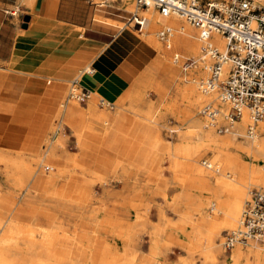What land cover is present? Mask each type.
Listing matches in <instances>:
<instances>
[{
  "label": "rangeland",
  "instance_id": "374dc122",
  "mask_svg": "<svg viewBox=\"0 0 264 264\" xmlns=\"http://www.w3.org/2000/svg\"><path fill=\"white\" fill-rule=\"evenodd\" d=\"M83 1L87 2V0ZM94 1L97 4H93L92 6L96 11L106 12L110 15L127 14L128 16H131L136 8L135 0H123L124 5L132 7L133 10L131 11L120 7L119 0ZM39 2L40 0L33 4L32 0H16L13 5L7 7L12 11H17L13 16L14 21L18 23L21 18L23 19V14L29 13L27 10L38 15L39 9L41 8ZM59 2L60 0H57L55 7H53L55 9V14ZM102 2L104 4L101 5ZM62 3L66 10V18L68 19L70 12L77 9L75 0H62ZM256 5L258 11L264 13V6L259 0H256ZM151 8L153 13L159 14L157 9L153 7ZM140 13H144L143 9H140ZM130 22L131 20L126 24L125 28L117 35L113 42L105 47L98 48L100 52L99 54H94L92 61L95 66L100 65L103 79L105 78V81L108 80L114 84V86L110 88H112L111 93L115 98L118 100L125 98V100L122 105L113 104V106L109 103H102L99 99L97 100V106L99 110L111 112L122 108V111L125 114L126 125H128L132 119H143V112L151 106V113L154 112L157 116L154 120L148 121L154 126V133H156L158 140L162 142L161 146L163 147H160L156 151L159 154V158L154 161L152 166H145L141 164L142 162L140 161L135 164L132 160L123 157H121V159L119 157L116 158L121 160V163L118 165L116 172H111V174L108 175L109 180L107 184L110 188L106 195V202H102L100 199L104 192V186L99 180L95 179L93 183L91 182L88 185L89 196L76 201V204L81 202L78 205L80 208H83L81 210L86 209L101 212V215L105 220L101 229L98 228V230H95L96 225L92 223L87 224V229L92 234H99L100 237L105 235L111 242L116 241V237L111 233L112 230L119 228L126 229L134 224L137 219L139 221V224L137 225L139 235L138 246L140 248L139 257H141L139 260L141 262L143 261L142 256L148 254L151 250L149 240L153 237L152 231L154 227L161 223L162 218L158 206L160 205L164 219V222L162 220V223L165 227L161 239H164L165 236H169L170 232L173 231V227L188 228V233L190 234V240L185 244L181 242L172 243L161 240L160 244L157 246V251L160 250L162 245H166L168 248L166 254L160 256V258L165 259L164 264H192V262L194 264L206 263L205 256L201 252V249L205 246L204 240L190 244L191 228L188 224L183 225L179 221L181 214L187 209V207L199 204L195 203V197H191L188 194L190 191H194L198 185L191 186L187 183L184 188L188 195H186V199L182 203L184 205H178L179 203L175 201V196L180 192L181 188L183 189V187L178 183L164 180L165 177H172L174 175L170 168L171 159L167 155L168 151L176 153L180 163L184 165L193 163L195 167L209 168L212 171L219 172L220 176H223L226 180L232 183L233 188L230 189L232 192L230 196L231 198H233L238 191L235 187L238 185L239 187L247 185V196L244 201L243 215L248 200L252 198L253 192L261 189L259 185L253 184L252 178L253 162L257 161H254L252 154L247 151V137L244 133H239L237 131H246L245 126L239 122L236 123V125L240 126V128L236 126V129H233L234 132L231 130L229 132L219 133L215 127L218 145L210 143L211 141H209L202 133H199L197 127L198 124L196 122L198 119H203L204 121L206 119L202 114L203 104L205 102H212L218 107L219 101H216L214 97L204 98L194 94H186L189 88H194L197 92L201 93L202 90L198 86L199 80L205 79L208 75L207 70L201 69L199 65L197 66L196 62L192 67L184 69L183 63L187 58L195 60L193 59V54L183 49H176L175 51L178 50L182 54V59L179 62L174 59V51L170 52L169 55L164 51L168 59L166 57L164 58L163 53H160L154 48L148 47L142 41L143 37H145L144 30L139 29L136 22ZM183 22L187 23L194 29L196 35L195 39L199 41L197 28L184 17ZM121 36H124L125 40L118 46L119 48L116 49L114 48V44ZM157 37L160 39L159 36ZM165 45L166 44L163 42L164 48H166ZM163 59L167 60L169 64L164 63ZM89 61L90 60L87 62L89 63ZM87 62L79 65L72 75L66 76L65 80H63V78L55 79L56 81H60L59 83L62 86L61 95L57 96L58 101H56V103L46 102L45 109L46 114L48 115L46 122L41 123L36 119L28 132H22L19 135L16 134L15 136H12L9 132L11 128L7 117H5V115L0 117V148H7L12 152H24L29 160L36 162L40 161L42 158L41 154L44 151V148L49 143L55 142L59 145L57 149L59 153H64L67 156L69 155V161H71L69 163L71 167L74 166V163L80 164L82 162L91 164L103 159H108L109 154L107 151L100 149L103 136H105L107 132L104 126L102 124H98L95 127L86 126L84 128L85 132L80 141L78 139L76 128L71 124L72 122L75 123L78 118H71L69 121L65 113L61 111V104L67 100L76 102L83 111H87L94 92L99 91V89L106 86V84H104L105 81L103 86H101L100 83L91 80L89 78V74L91 73H88L87 77L81 80V83L89 87L92 92V97L83 101L70 97L69 93L72 87L71 79L76 73H78L79 68L83 67ZM64 63L65 61H63V64ZM8 66L9 65L6 61L0 59V96L2 95V91L10 86L8 84L9 79L7 78V75H9L10 72V70H7ZM9 69L15 70L16 68L10 66ZM17 75L21 77L25 74L18 73ZM49 79L52 80V78ZM53 84L55 83L52 81L49 86L52 87ZM179 84H181L182 88L181 91L177 92V86ZM105 88L107 89V87ZM49 95L52 96V94ZM111 101L114 102L113 100ZM169 104H173V108L169 107ZM35 105V109H37L36 107L39 105V102H36ZM89 119L91 121V118ZM157 119L159 124L156 123ZM194 120L197 121L195 122ZM192 124L194 127H192ZM255 124H257V122ZM258 125L259 127H256L258 134L260 137L264 136V129L260 126L261 122L260 124L258 122ZM187 130H190V133ZM190 134H192V136H189ZM229 141H233V145L228 146ZM215 155L218 156L220 160L219 163L214 159ZM204 159H208L211 162V166L203 164ZM60 161L65 164L63 157ZM235 163L236 166H234ZM225 166L228 168H225ZM238 170H240V174L238 173ZM160 171L164 173L165 177L161 176ZM105 173L107 174V172ZM77 174L81 177L83 176L79 171ZM118 175L122 176L121 179L118 178ZM84 177L85 176L82 178ZM95 177L96 176H93V179ZM130 181L135 185L134 190H129L126 187L127 183ZM208 181L210 189L202 191L199 196H197V199H200L198 202L207 203L213 198L211 188L216 183V177L211 176ZM112 191H118L120 192V195L114 197L111 194ZM46 194L50 195L52 192ZM230 197L223 196L220 200L225 201V198L230 199ZM26 207L28 209L38 208L39 203L30 202ZM194 211L196 220L200 219V210L195 209ZM208 227L211 228L213 225H208ZM227 230L230 229H224L222 231L221 238L219 239L221 244L223 243L224 235ZM95 242L96 240H93V244ZM127 243H129L128 237ZM241 244L245 246L244 242H241ZM261 246H264V243H261ZM227 251V253L230 254L232 250L227 249ZM172 255H175L177 259L174 260L171 257ZM249 255L250 252L247 251L245 258H249ZM185 257L186 261L188 259L187 263L184 262ZM179 258L181 259L178 262ZM157 259L159 258L157 257ZM222 259L223 255L218 254V264L221 263ZM89 264L100 263L93 260Z\"/></svg>",
  "mask_w": 264,
  "mask_h": 264
},
{
  "label": "bare ground",
  "instance_id": "6f19581e",
  "mask_svg": "<svg viewBox=\"0 0 264 264\" xmlns=\"http://www.w3.org/2000/svg\"><path fill=\"white\" fill-rule=\"evenodd\" d=\"M259 2L264 6V0H259ZM143 11L149 17V20L141 30H144L145 38L153 46L165 51L168 55L172 51L180 53L178 50L175 51L176 49L191 52L197 66L199 65L201 69H205V64L201 59L200 40L195 39L194 29L183 22V17L176 14L164 16L159 10V14H155L151 7L144 8ZM135 21L133 19L131 23ZM164 25H171L175 30L171 46L167 47L165 45L166 48L157 37L159 36V28ZM211 35L214 42L221 49L226 48L227 38L225 36L218 32H212ZM89 68L90 65L87 64L80 75ZM181 88V84H179L177 92L181 91ZM186 94H194L204 98L214 97L216 101H219L218 108L222 113H227L229 110V105L222 99L221 93L216 90L209 92H203L202 90L200 93L194 88H189ZM92 99L96 102L100 99L102 103L117 104L106 99L101 92H94ZM61 106V111L65 113L69 121L71 118H78L75 123L71 121V124L76 128L80 141L86 126L95 127L102 124L107 131V135L110 128L119 123L123 117L122 108L113 111L111 119L101 120L89 110L83 111L76 102L67 100ZM169 107L173 108V104H169ZM143 114V119H137L142 121L144 128L153 126L148 120H154L157 115L154 112H143ZM89 118H91V121ZM263 119L264 117L258 121L259 124L261 122L262 129H264ZM238 122L245 126L246 131H237L244 133L247 137V151L252 154L254 161H257L253 162V184L259 185L261 187L259 190H264V136L260 137L256 130L259 127L258 122L255 124L256 126L254 125L253 132L249 131L251 121L248 111H244ZM156 123L159 124L158 119ZM196 123L198 124L196 125L199 133H202L211 141L210 143L216 145L218 138L215 127L206 119L205 121L198 119ZM238 127L240 128V126ZM106 135L103 137L105 138ZM189 136H192V134ZM233 143V141H229L228 146L233 145ZM58 146V143H49L44 148L40 161L36 162L29 160L24 152H12L7 148H0V264H89L93 260L100 264H136L141 258L139 257L140 248L138 246L139 235L137 230L139 221L136 219L135 223L126 229L112 230L111 233L116 237V241L111 242L105 235L100 237L99 234H92L87 229V224L90 223L96 225L95 230L101 229L105 221L101 212L81 210L83 208L78 206L81 202L76 204V201L89 196L88 185L91 182L93 183L95 179L99 180L104 186V192L102 191L103 194L100 199L102 202H106V195L110 188L107 184L108 175L117 171L121 160L116 159L110 165L108 171H105L106 165H103L102 161L97 167L93 163L82 162L80 164L74 163V166L71 167L69 155L59 153L57 151ZM167 155L171 159L170 168L174 175L166 178L161 171L160 174L165 177H163L164 180L178 183L183 187L180 194L175 197V201L179 203L178 205H181L185 201L186 195L189 194V196L195 197V203H199L187 207L181 214L179 221L183 225L188 224L191 228L190 244L204 240L205 246L201 249V252L205 256L206 263L202 264H218V254L223 255L220 264H264V246H261L262 242L250 239L244 242L245 246L241 242H237L231 248L232 251L229 254L227 248L219 240L224 229L235 230L240 226L243 218L244 201L247 196V185L235 187L238 191L231 198L232 183L220 176L219 172L212 171L209 168L195 167L193 163L184 165L180 163L178 155L173 151H168ZM62 157L65 164L60 161ZM118 157L121 159L122 156ZM214 157L219 163L218 156L215 155ZM133 163L136 164V162ZM234 166H236V163ZM225 168L228 167L225 166ZM78 171L85 177L82 178L83 176L78 175ZM238 173L240 174V170H238ZM93 176L96 177L93 179ZM211 176L216 177V183L211 188L213 198L207 203L198 202L200 199H197V196L202 191L210 189L208 180ZM121 177V175H118V178L121 179ZM187 183L191 186H198L194 191L187 194L184 188ZM126 187L129 190L135 189V185L131 181L127 183ZM50 192L52 194H46ZM111 194L115 197L120 195V192L112 191ZM223 196H229L230 199L225 198V201H221L220 198ZM30 202H38L39 207L28 209L26 206ZM158 206L162 218L161 223L156 225L152 231L151 250L148 254L142 256L143 264L165 263V259L160 258V256L166 254L167 246L162 245L160 250L157 251V246L160 244L161 236L165 231L162 223V220L164 222L162 208L160 205ZM195 209L201 212V218L198 220L195 217ZM208 225H213V227L209 228ZM127 237L129 243H127ZM93 240H96L94 244ZM247 251L250 252L249 258H245ZM184 262L187 263L188 259ZM192 264L194 263L192 262Z\"/></svg>",
  "mask_w": 264,
  "mask_h": 264
},
{
  "label": "crops",
  "instance_id": "0c3cea01",
  "mask_svg": "<svg viewBox=\"0 0 264 264\" xmlns=\"http://www.w3.org/2000/svg\"><path fill=\"white\" fill-rule=\"evenodd\" d=\"M37 1L32 0L33 4ZM15 2L16 0H0V59L8 63L7 70H10L7 75L10 86L3 90L0 96V117L4 115L7 117L11 128L9 132L12 136L28 132L36 119L41 123L46 122L48 117L45 109L46 102L56 103L57 96L61 95L62 86L60 81L55 79L63 78L65 80L66 76L72 75L79 65L88 60H90L89 63L87 62L79 68L78 73L71 81L76 80L81 87L89 89L88 86L81 83V80L91 73L89 78L103 86L106 79H103L100 65L95 66L92 62L93 56L99 54L98 48L113 42L130 19L127 14L110 15L106 12H98L93 8V4L83 0H75L77 9L71 11L67 19L62 0L58 3L56 14L53 7L57 0H40L39 14L35 15L27 10L30 20L27 27H23L24 20L21 18L18 23L15 22L13 16L15 13L7 7ZM119 6L129 11L133 10L132 7L124 5L123 0H119ZM24 15L26 14H23V17ZM124 40V36L119 37L114 48H119L118 46ZM142 41L148 47L163 53V57L167 58L163 50L153 46L145 37ZM63 61H65L64 64ZM163 62L169 64L167 60L163 59ZM87 64L90 65V68L80 75ZM10 66L16 69H9ZM18 73L25 75L19 77ZM52 81L55 84L50 87L49 84ZM104 84L107 89L104 87L95 92H101L106 99L122 105L125 98L118 100L111 93L112 88L110 87H113L114 84L108 80ZM36 102H39L37 109H35ZM87 109L101 120H109L112 117L111 111L99 110L97 102L93 99ZM151 110L150 106L144 112L151 113ZM154 131L153 126L144 128L142 121L137 118L132 119L126 125L123 113L119 123L113 125L106 137H103L100 149L107 151L110 158L101 160L103 165H106L105 171L111 167L110 165L117 156L136 163L140 161L145 166H152L154 161L159 158L156 151L163 147ZM101 161L93 162V164L97 167ZM188 232V228L173 227L169 236H165L162 240L185 244L190 240ZM171 257L174 260L177 259L175 255ZM179 260L180 258L178 262ZM136 264H143V262L139 260Z\"/></svg>",
  "mask_w": 264,
  "mask_h": 264
},
{
  "label": "built area",
  "instance_id": "2783aa9c",
  "mask_svg": "<svg viewBox=\"0 0 264 264\" xmlns=\"http://www.w3.org/2000/svg\"><path fill=\"white\" fill-rule=\"evenodd\" d=\"M97 4L94 0H87ZM136 8L130 16L139 29H143L149 17L140 9L153 7L164 16L179 15L194 25L201 42V59L208 75L199 80L203 92L218 91L229 105L227 113L212 102H205L202 114L219 133L233 130L244 111H248L252 133L254 124L264 117V13L259 12L256 0H135ZM102 5V4H101ZM15 13V11H13ZM171 25L159 30V38L171 46L174 34ZM218 32L227 38L225 49L213 40L211 33ZM179 62L181 53H175ZM195 60L187 58L183 67H192ZM71 98L81 101L90 98L92 92L72 82ZM203 164L211 166L208 159ZM256 239L264 243V190L253 192L244 211L240 226L227 230L223 244L231 249L237 242Z\"/></svg>",
  "mask_w": 264,
  "mask_h": 264
},
{
  "label": "water",
  "instance_id": "95a60500",
  "mask_svg": "<svg viewBox=\"0 0 264 264\" xmlns=\"http://www.w3.org/2000/svg\"><path fill=\"white\" fill-rule=\"evenodd\" d=\"M23 20H24L23 27H27L28 21L30 20V15L29 14L24 15Z\"/></svg>",
  "mask_w": 264,
  "mask_h": 264
}]
</instances>
